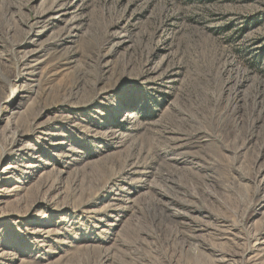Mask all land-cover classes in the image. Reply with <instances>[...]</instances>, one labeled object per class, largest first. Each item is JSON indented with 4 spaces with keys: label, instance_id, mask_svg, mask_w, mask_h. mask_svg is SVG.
Segmentation results:
<instances>
[{
    "label": "rangeland",
    "instance_id": "374dc122",
    "mask_svg": "<svg viewBox=\"0 0 264 264\" xmlns=\"http://www.w3.org/2000/svg\"><path fill=\"white\" fill-rule=\"evenodd\" d=\"M0 97V264H264V0H0Z\"/></svg>",
    "mask_w": 264,
    "mask_h": 264
},
{
    "label": "bare ground",
    "instance_id": "6f19581e",
    "mask_svg": "<svg viewBox=\"0 0 264 264\" xmlns=\"http://www.w3.org/2000/svg\"><path fill=\"white\" fill-rule=\"evenodd\" d=\"M7 78V77H6ZM3 99L0 97V103H1V101H2Z\"/></svg>",
    "mask_w": 264,
    "mask_h": 264
}]
</instances>
